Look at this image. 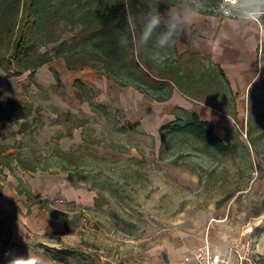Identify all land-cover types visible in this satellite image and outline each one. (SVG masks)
<instances>
[{
    "label": "rangeland",
    "instance_id": "rangeland-1",
    "mask_svg": "<svg viewBox=\"0 0 264 264\" xmlns=\"http://www.w3.org/2000/svg\"><path fill=\"white\" fill-rule=\"evenodd\" d=\"M171 1L149 0L154 10L141 5L137 14L155 19L165 10L161 4ZM191 1L216 13L241 12L238 0ZM89 4L88 0H68L57 6L39 49L54 53L61 42L72 44L76 33L94 25ZM130 20L136 25L132 11ZM151 35L155 37L152 31ZM75 48L86 53L91 47L81 44ZM154 49L155 57L170 54L166 33L158 35ZM191 61L190 55L183 58L184 64ZM96 64L98 60L91 59L87 65L69 68L71 72L66 74L62 66L67 67L66 61L60 57L19 76H9L0 66V93L4 95L0 104L28 115L0 123V152L6 146L4 154L22 151L41 160L37 171L64 172L96 192L94 206L86 210L61 193L50 200L46 212L59 219L64 233L58 236L37 230L27 245L34 257L28 256L27 262L164 264L181 259L208 238L223 248L250 244L254 258L264 263L261 92H254L258 103L251 111L256 148L248 135L249 111L243 119L236 116L232 149L222 154L192 136L178 134L172 142L170 137L164 142L161 130H146L134 119L145 114L156 99L135 85L116 82ZM80 69L84 71L80 73ZM25 103L30 106L20 109ZM92 103L105 104L108 113ZM135 122L134 127L130 125ZM64 158L70 161V171L61 169ZM4 165L0 163V189L8 180L13 182L12 175L25 191L19 164L14 160L13 169Z\"/></svg>",
    "mask_w": 264,
    "mask_h": 264
},
{
    "label": "trees",
    "instance_id": "trees-1",
    "mask_svg": "<svg viewBox=\"0 0 264 264\" xmlns=\"http://www.w3.org/2000/svg\"><path fill=\"white\" fill-rule=\"evenodd\" d=\"M67 1L0 0V66L9 76H19L28 70L36 71L44 64L60 57L65 59L70 69L87 65L91 59H95L99 63L96 67L103 69L116 82L122 85H135L140 91L149 93L158 101L170 99L174 90L178 88L190 97L212 102L221 109L232 111L235 108V94L223 68L207 61L200 52L193 49L180 54L177 42L183 39L181 30L171 29L159 21L172 5H185L204 13L212 14L214 11L204 10L191 0H172L173 2L161 4L165 10L159 13V19L158 17L154 19L143 18L137 14V9L141 5L154 10L149 0H97L95 6L91 5L94 0H88L91 5L88 11L94 17V25L76 33L72 44L67 41L61 42L54 53L48 50L41 51L39 44L42 42V34L49 29L51 13L57 11V6H63ZM238 1L244 10L264 14V0ZM131 11L136 15V25L130 20ZM219 13L225 15L223 11ZM151 31L155 37L151 35ZM164 33L169 37L172 50L163 58L155 57L154 48L158 43V35ZM81 44L91 48L86 53L77 51L75 46L78 48ZM87 54L89 57L84 56ZM186 55H190L193 61L184 64L183 58ZM259 92L264 96V91ZM255 96L254 91H251L248 135L253 148H256V139L252 135L254 119L251 111L258 103V100L254 99ZM3 97V93H0V100ZM78 97H81V94ZM23 105L20 109L30 106L29 103ZM92 105L105 114L108 113L105 104ZM175 112L177 118L161 126L164 142L168 137L172 142L174 135L183 134L194 137L218 153L225 154L232 149L231 133L234 126L229 129L227 136L222 138L216 133L215 126L210 121L202 119L198 112L181 107H176ZM0 115H2L0 123L18 121L28 116L23 112L17 114L15 108L7 110L3 103L0 104ZM136 123L138 122L130 125L134 127ZM235 139L239 141V135H236ZM7 148L8 146L0 152V163H4V166L13 169L15 160L23 169L30 171L40 169L41 160L37 161L36 158L19 150L4 154ZM67 162H70L69 159L64 158L61 169L70 171ZM69 174L74 175L70 172ZM24 192L29 200L38 201L28 188Z\"/></svg>",
    "mask_w": 264,
    "mask_h": 264
},
{
    "label": "crops",
    "instance_id": "crops-1",
    "mask_svg": "<svg viewBox=\"0 0 264 264\" xmlns=\"http://www.w3.org/2000/svg\"><path fill=\"white\" fill-rule=\"evenodd\" d=\"M238 4L241 11L238 15H230L227 11H224L225 15L204 13L172 5L162 20L163 25L181 30L183 39L177 42L180 54L193 49L207 61L223 68L235 94V108L232 111L221 109L212 102L190 97L176 88L170 99L152 101L145 114L141 113L134 119L140 121L146 130L151 133L159 131L162 125L177 118L174 109L181 107L198 112L202 119L215 126L220 137L225 138L236 120L243 119L249 112L251 91H264V14L244 10ZM62 66L68 71L64 70V73L71 72ZM83 71L80 69V73ZM20 171L25 186L38 201L28 200L27 194L20 190L22 184L12 175L13 182L8 180L0 189V263L3 264H15L16 261L24 264L28 256L33 259L27 245L37 230L45 229L58 236L64 233L59 219L46 212L50 200L58 194L78 202L85 207L84 210L94 206L95 202V190L64 172L30 171L22 167ZM43 225L46 228H40Z\"/></svg>",
    "mask_w": 264,
    "mask_h": 264
},
{
    "label": "built area",
    "instance_id": "built-area-1",
    "mask_svg": "<svg viewBox=\"0 0 264 264\" xmlns=\"http://www.w3.org/2000/svg\"><path fill=\"white\" fill-rule=\"evenodd\" d=\"M164 264H264L255 259L250 244H237L223 248L208 238L194 249L186 252L181 259Z\"/></svg>",
    "mask_w": 264,
    "mask_h": 264
},
{
    "label": "clouds",
    "instance_id": "clouds-1",
    "mask_svg": "<svg viewBox=\"0 0 264 264\" xmlns=\"http://www.w3.org/2000/svg\"><path fill=\"white\" fill-rule=\"evenodd\" d=\"M15 264H21V261H16ZM27 264H35V261L29 260Z\"/></svg>",
    "mask_w": 264,
    "mask_h": 264
},
{
    "label": "bare ground",
    "instance_id": "bare-ground-1",
    "mask_svg": "<svg viewBox=\"0 0 264 264\" xmlns=\"http://www.w3.org/2000/svg\"><path fill=\"white\" fill-rule=\"evenodd\" d=\"M229 1H231V2H236V0H229Z\"/></svg>",
    "mask_w": 264,
    "mask_h": 264
}]
</instances>
